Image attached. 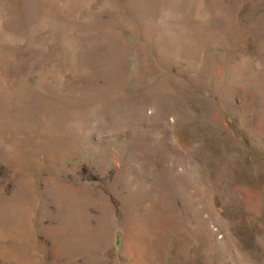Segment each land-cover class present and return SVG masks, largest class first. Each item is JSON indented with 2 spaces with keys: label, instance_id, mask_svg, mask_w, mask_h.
Masks as SVG:
<instances>
[{
  "label": "rangeland",
  "instance_id": "obj_1",
  "mask_svg": "<svg viewBox=\"0 0 264 264\" xmlns=\"http://www.w3.org/2000/svg\"><path fill=\"white\" fill-rule=\"evenodd\" d=\"M0 264H264V0H0Z\"/></svg>",
  "mask_w": 264,
  "mask_h": 264
}]
</instances>
